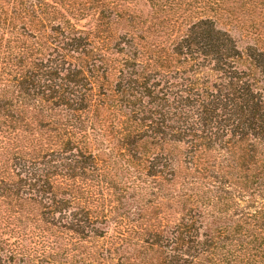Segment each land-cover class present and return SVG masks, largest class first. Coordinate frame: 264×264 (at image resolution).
<instances>
[{"label": "trees", "instance_id": "1", "mask_svg": "<svg viewBox=\"0 0 264 264\" xmlns=\"http://www.w3.org/2000/svg\"><path fill=\"white\" fill-rule=\"evenodd\" d=\"M147 1L173 29L141 46L116 1L0 0V264H264V49L238 69L187 23L232 5L264 29V0Z\"/></svg>", "mask_w": 264, "mask_h": 264}, {"label": "rangeland", "instance_id": "2", "mask_svg": "<svg viewBox=\"0 0 264 264\" xmlns=\"http://www.w3.org/2000/svg\"><path fill=\"white\" fill-rule=\"evenodd\" d=\"M113 2H117L119 7L118 11L122 14L120 23L116 26V37L125 36L121 42L126 43L130 38H134L137 41L141 38L143 41H139L141 46L164 42V35L163 37L160 35L164 33L167 35L169 32L165 31L164 29L172 30L173 26L166 25L165 17L167 16L166 11H161V9H157L151 6V3L147 0H111ZM199 13L193 15L191 20L187 23H190L193 20H197L198 18H205L209 19L214 22L216 28L223 32H226L231 36V38L236 43L238 50L241 52V58L237 61L236 65L238 69L248 71L251 66L249 59L247 58V50L250 47H258L259 45L262 46L264 49V41L263 43H259L258 39L263 40L264 35H257V33H264V29L260 27H253L252 22L255 21L253 16L250 14H241L239 10L236 9L235 6L230 5L229 9L227 7L226 11H217L214 12L212 10L205 11L204 13ZM202 14V15H201ZM129 16L138 17L139 20H134L130 22ZM76 29L78 31L90 32L94 27V21L90 20L89 18H84L80 21L75 22ZM163 28V29H162ZM92 44H94V48H96V53L106 55L110 59L114 58L119 60L121 55H112L110 51L102 52V46L98 43L97 39H92ZM118 48H124L122 43L119 45ZM96 66L99 67V64L96 63ZM111 71L108 69L107 72H99L96 74V78L100 81L98 83L97 79L94 81L96 90H99L101 86H109L114 82L113 75H110ZM105 81H108L105 82ZM132 207L134 208L135 204L130 202ZM130 212H133L132 208ZM116 221H112L105 225V227H99L101 230L107 232L108 234H113V229L115 228ZM98 243L105 244L104 240H99ZM90 244H85L87 250L93 249L89 246ZM129 249V250H128ZM128 250V254L126 256H131V252L133 247L126 248ZM124 253V252H123ZM125 256V255H124ZM110 257L118 258V256L111 255ZM122 257V254L119 256ZM107 262H110L107 260ZM123 263V261L116 259L110 264H117ZM103 264H106L103 262ZM137 264H140L138 261Z\"/></svg>", "mask_w": 264, "mask_h": 264}]
</instances>
